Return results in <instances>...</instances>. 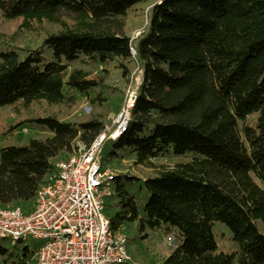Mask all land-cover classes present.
<instances>
[{
	"label": "trees",
	"instance_id": "16d2710c",
	"mask_svg": "<svg viewBox=\"0 0 264 264\" xmlns=\"http://www.w3.org/2000/svg\"><path fill=\"white\" fill-rule=\"evenodd\" d=\"M140 1L0 0V15L19 21L15 33H0V108L72 107L77 95L102 105L105 76L68 71L69 64L81 57L115 63L126 78V65L136 63L142 74L130 120L109 156L127 153L156 171L143 181L148 198L141 229L180 240L161 264H264V234L257 227L264 226V0L155 2L132 58L126 18ZM45 25L50 30L36 48L13 46L18 33H38ZM44 48L51 52L48 62ZM28 122L65 142L60 148L54 140L32 139L0 148L2 208L34 202L43 178L55 170L53 160L72 151L67 138L83 133L88 146L104 129L98 117L78 124L54 116ZM167 155L191 159L154 164ZM114 180L122 210L108 220L119 230L114 219L136 221L140 210L120 176ZM216 222L228 228L236 251H217ZM10 255L0 244V256Z\"/></svg>",
	"mask_w": 264,
	"mask_h": 264
},
{
	"label": "rangeland",
	"instance_id": "374dc122",
	"mask_svg": "<svg viewBox=\"0 0 264 264\" xmlns=\"http://www.w3.org/2000/svg\"><path fill=\"white\" fill-rule=\"evenodd\" d=\"M156 0L140 1L129 12L126 18V33L131 35L134 31L140 30L146 23L149 24V11L151 5ZM146 10V12H145ZM19 21L15 19H5L0 15V33L9 36L16 32ZM145 26V27H146ZM43 30L38 33H18L15 37L14 47L18 49H33L40 45L43 38L48 34L49 27L45 25ZM21 54L23 52L19 51ZM43 57L46 62L51 60V52L47 48L43 49ZM128 75L126 78L122 75L121 69L116 67L115 63L99 65L81 57L77 61L69 64L68 71L72 69H82L88 72L91 77L105 76V89L102 94L107 98V102L102 105H91L84 96H76V103L72 107L48 106L45 103L33 105L28 111H19L15 113L11 108L4 106L0 108V148L10 146H25L32 139L54 140L60 148L65 140L56 137L53 133L41 125L28 122L32 117L54 116L62 122L78 124L89 120L91 117H98L103 121L104 127L112 124L113 120L127 102V94L137 89L141 79L142 72L136 63L126 65ZM93 96V95H92ZM14 127V128H13ZM83 133H78L75 138H67L66 141L74 146L80 145ZM115 141H106L100 151L102 165L112 168L120 176V184L126 193L135 198L140 210V217L133 222L114 219L116 225H120L119 230L126 238V249L130 256L128 264H161L165 258L179 245L180 240L175 234H165L158 229H150L145 226L141 229L140 222L144 220L141 213V207L148 198V194L143 186V181L156 173L145 169L135 163L133 155L120 153L121 157L109 156ZM63 150V149H62ZM71 151H62L53 163L54 165L61 160L66 159ZM190 156L178 157L167 155L163 158L154 160V164L162 166H171L177 163L189 161ZM134 177L137 180L128 181L125 177ZM117 181L109 183V190L112 196L105 198L103 214L106 218L115 217L116 213L121 212L120 198L116 195ZM264 188V187H263ZM34 202L10 206L9 208H20L23 211H30ZM258 230L264 234V226L257 223ZM217 251L230 253L237 250V245L232 241L231 233L222 223L216 222L212 227ZM45 243L42 239L28 236L25 240L17 242L11 239H1L2 244L10 256H0V264H34L36 262L35 253ZM34 253L32 258L24 257V251Z\"/></svg>",
	"mask_w": 264,
	"mask_h": 264
},
{
	"label": "built area",
	"instance_id": "2783aa9c",
	"mask_svg": "<svg viewBox=\"0 0 264 264\" xmlns=\"http://www.w3.org/2000/svg\"><path fill=\"white\" fill-rule=\"evenodd\" d=\"M145 26L130 36L132 58L135 40ZM135 97L136 90L128 92L127 102L110 126L88 146H74L66 159L55 164L54 172L37 189L30 211L0 207L1 239L19 242L33 236L44 240L34 264H128L126 238L110 228L103 214L105 198L113 195L109 183L118 174L102 165L100 151L106 141H115L126 130Z\"/></svg>",
	"mask_w": 264,
	"mask_h": 264
}]
</instances>
